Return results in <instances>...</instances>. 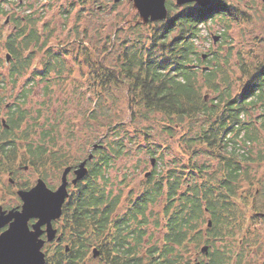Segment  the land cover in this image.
Here are the masks:
<instances>
[{"label":"trees","instance_id":"16d2710c","mask_svg":"<svg viewBox=\"0 0 264 264\" xmlns=\"http://www.w3.org/2000/svg\"><path fill=\"white\" fill-rule=\"evenodd\" d=\"M85 1L71 0L70 9L64 8L67 20L76 13L71 48L49 44L32 12L13 15L11 32L0 30L5 51L0 59V83L11 84L16 106L11 110L9 130H3L1 137L10 132V151L22 148L21 159L44 168L42 178L45 169L53 172L68 164L69 155L57 148L59 124L55 117L53 122L50 118L51 111L62 106L52 110L55 92L64 87L69 92L64 94L68 98L63 104L71 97L86 126L98 125L111 135L105 144L99 142L100 146L91 149L87 175L72 186L64 206V211L72 210L67 214L73 218L68 223L72 231L83 235V240L85 235L91 237L89 243L105 249L99 254V264H193L192 252L203 243L210 248L200 264H231V249L216 243L232 236L235 225L242 223L235 198L244 196L241 188L250 180L251 164L264 159L262 152L254 150L255 144L264 141V56L245 60L242 51L233 50L234 38L229 33L232 21L243 22L251 15L239 6V0H211L206 6L190 2L178 10L167 0L165 19L147 23L127 20L118 29L128 34L113 40L110 35L102 38L97 28L96 37L87 27L82 29ZM6 15L0 6V19L4 16L5 20ZM211 22H221L222 41L213 40L212 48L203 54L198 50L204 38L201 25L210 28ZM210 36L213 39L215 34ZM223 46L227 47L224 54ZM7 53L10 59L6 62ZM111 55L115 61L107 62ZM232 56L238 72L234 77L230 76ZM203 62L206 66L200 67ZM24 73H29L26 78ZM38 82L43 83L40 109L26 107ZM119 86L125 88V96L111 91ZM119 101L131 115L126 123L113 117ZM140 118L157 121L166 135L175 137L174 152L179 155L173 157V164L159 171L153 168L147 185L135 197L133 191L129 193L123 210L117 211L123 203V190L109 186L106 171L118 156L131 152L128 143L133 142L126 124ZM25 121V128L16 134ZM73 128L74 124L68 127L71 135ZM122 129L125 132L121 133ZM145 129V124L134 128L145 140L147 153L163 161L169 140L164 138L151 148ZM200 154L217 160V165L209 168L207 162H200ZM153 203L161 205L153 215L160 238L148 244L145 227ZM106 240L111 249L104 247ZM238 257L243 259L240 254ZM71 259L65 264H78ZM44 264L61 263L47 256Z\"/></svg>","mask_w":264,"mask_h":264},{"label":"rangeland","instance_id":"374dc122","mask_svg":"<svg viewBox=\"0 0 264 264\" xmlns=\"http://www.w3.org/2000/svg\"><path fill=\"white\" fill-rule=\"evenodd\" d=\"M70 1L71 0H0V6L6 10L7 14L5 20L4 16H2L0 19V30L4 34L11 32L14 27V22L10 20V18H12L13 15L25 16L28 12H32L38 17L37 27L40 29L42 36L46 35V37L49 38V44L55 46L56 44L61 43L68 45L71 48L75 42V33L73 28L77 20L75 11L71 13L67 20L64 8L67 7L70 9ZM239 2V6L245 9L251 16H249L246 21L243 22L239 21L236 23L232 21L231 30L229 33L234 38L233 50L242 51L245 56V60H255L256 56H264V5H262L264 2L261 0H239ZM84 4L86 6V10L83 11V16L81 19L82 29L87 27L90 35H94L95 37L97 36L95 35V29L97 28L102 38L110 35L113 40L118 38L120 40L121 38H124V34H128L127 30L119 31L118 29L124 25L125 21H141L139 19L137 10L133 7L132 1L130 0H119L117 2L114 0H86ZM172 5L178 7L176 10L181 7L176 5L174 0H172ZM135 13H137V16L133 17ZM44 23H46V26ZM201 26V32L204 38H202L198 43V50L200 53L204 54L208 53L212 48L213 39L211 38L210 33H214L215 36H218V39L215 41V43L222 41V25L221 22H211L210 28L204 27L203 25ZM117 33L119 34L116 36ZM0 47L1 59L4 57L5 51L2 49L1 43ZM226 49V46L222 47L223 54L225 53ZM106 61L114 62V55L107 56ZM231 62L233 69L230 72V76L234 77L236 74H238V72L235 70V67L233 66L234 56L231 57ZM205 66V62L200 64V67ZM28 74L29 73H24L22 77L26 78ZM42 85L43 83L40 82L36 84L34 91L27 100L26 107L40 109V101L43 98ZM10 87L11 86L9 84L7 86L5 85V87H2L1 93L4 95L6 92H9L10 94ZM111 91L119 96H125L126 90L125 88L119 86L112 88ZM68 92L69 91H67L64 87L55 92V95H57V100L55 105H53L52 110L57 108L59 104H62V106L57 110L51 111L50 118L53 122L55 117L59 124V135L56 137L58 152L60 153L65 151L66 154L69 155L68 163L77 164L88 155V153L91 151L92 144L99 142L105 144L106 140L111 138V135L110 133H107L105 128L98 127V125L92 128L86 126L83 122L82 116L77 111L78 108L75 106V102H72L71 97L69 98L67 104H63L68 98L64 97V94H68ZM208 93H212V91H209ZM11 96L12 98L7 94L5 101L15 102L13 92L11 93ZM119 107L120 109L118 110ZM37 116H39L41 120L44 119L43 115L40 117V113ZM113 117L117 121L125 119V123L128 121L129 117L131 118V115L129 114L128 109L126 108V105L123 101H119V105L117 106V114H114ZM72 124H74L72 133L73 135H71V131L68 130V127H71ZM143 124L146 126L145 131L150 135L149 138L151 148H153L154 143L162 142L164 138L170 141H167V144L170 145V148H167L163 151L165 155L163 161L160 159L156 160L147 153V144H145V140L141 136V133H137L134 130L135 126H137V129H139ZM25 126L26 121L20 126L19 129L15 130V133L19 134L23 128H25ZM126 129H128L129 135L132 137L131 142H133V144L128 143V146H132L131 152H126L118 156L113 162H111L106 171V176L109 178V186L113 185L116 189L121 188L123 190V203L120 205L117 211L123 210L125 206V198L127 195H129V193L133 191L132 195L135 197L138 195L139 190L147 185V172L150 173L153 168H155L156 171H159L163 167L165 168L167 165L169 166L173 164V157L179 155V153L174 152L176 148L175 137L166 135L158 125V122L155 120H143L140 118L131 124L130 122L126 124ZM35 131L37 134L40 133V126H38ZM120 132H125V129H122ZM261 136L264 138V131H261ZM31 138L32 137H29L28 140ZM19 141L20 140L17 142ZM138 143L143 144V146L139 147ZM254 150L256 152L260 151L264 155V141L260 145L255 144ZM18 153H24L23 149L20 148ZM153 156L158 155L154 154ZM151 158H154L153 165L151 164ZM184 159L187 161V155H184ZM199 159L200 162H207L206 166L211 169L217 165V160L208 158V156L204 154H200ZM24 162L26 163L27 161ZM62 167L63 166L58 169H54L53 172L50 170L51 168L45 169L47 170V173H44L45 179L51 185L57 186L60 184V172L63 170ZM40 168H42L43 172L44 168L40 167L39 165L35 167V170L40 172ZM35 170L33 168H28L26 171L21 173L22 178H26L29 180L30 184H34L39 175V172H35ZM251 171L252 174H254V178H258V180L254 181L256 186L260 184V178H262V176V181H264V159L262 161H258V163H252ZM7 184V176L0 175V197L2 195V190ZM249 184L250 182L244 183L242 185L241 189L244 190L243 198H235L236 206L239 209V214H242L243 216L242 223L235 225L232 236L222 241V243L219 240L216 243L217 246H224L228 250L231 249V255H233L231 264H236V262L239 260V254L243 257V254L245 253L247 254L249 252L250 254V252L252 253L255 251L254 247H256L258 243L255 245L252 244L256 241L252 238H257L259 240V244L262 246L263 254L261 262L262 264L264 263V218L255 216L256 211H264V192H249ZM160 208L161 205L158 203H153L149 206V210L147 212L149 222L145 227L148 236L146 238V243L148 244L149 240L151 242H156L155 240L160 238L159 229L153 224V215L159 211ZM203 228L205 230V224ZM247 239L250 240L249 243H247ZM195 251L199 250H193L191 256L194 260L199 258V254ZM201 257L199 259L204 260V256L201 255ZM255 261L256 259L254 262ZM93 264H97V262L94 261Z\"/></svg>","mask_w":264,"mask_h":264},{"label":"flooded vegetation","instance_id":"af4514ba","mask_svg":"<svg viewBox=\"0 0 264 264\" xmlns=\"http://www.w3.org/2000/svg\"><path fill=\"white\" fill-rule=\"evenodd\" d=\"M0 78H1V75H0ZM8 84L11 85L8 81L5 83H0V175H6L7 182H8V184L2 190V195L0 197V235L6 232L7 230H9L13 223L15 225L16 215L22 210L23 201L19 195V191L28 190L35 184V183L30 184L28 179L26 178L23 179L21 176V173L26 171L28 168H33L35 170V165H33L29 160H26L28 163L27 162L25 163L24 160L21 159L22 154H19L18 152L12 153L10 151L11 145L9 141L12 140V136L10 132L7 134L6 137L4 138L1 137V132L3 130H9L10 125L8 121L11 115V110H13L16 107L15 105H13L14 101H10V102L5 101L7 94L12 98L11 92L10 94L9 92H6L4 95L1 93L2 87L4 85L7 86ZM151 164L153 165V163ZM67 165L74 166L76 165V163L74 164L68 163L64 165L62 168H64ZM36 171L38 170H35V172ZM40 172H42V168H40ZM40 172H39L37 179L40 178ZM61 173L62 171L60 172V174ZM73 177H74V174L71 170L68 173L69 181ZM262 178H260L261 179L260 184L256 186L254 184V181L258 180V178H254L253 174L251 175L250 180H249L250 182L249 192L251 191H254L255 193H259L260 191L264 192V181H262ZM42 179L45 180L47 186L50 187L51 189H55L58 186V185L57 186L51 185L45 178H42ZM75 185H73L72 183H69L68 185L69 195H70L72 186H75ZM67 200H68V197L65 199L63 203L62 213L60 217L52 221V225L56 229V234H55L54 239H52L51 241L46 240L42 247V251L45 253V258L47 256H53L56 261H58L61 264H65L69 259L77 256L71 260L76 261L78 264H93L94 261H96L97 264H99L101 262L99 258V254L101 253L104 254L105 249L102 250L101 248L92 245V243H89L87 240H89V238L91 237L85 235V239L83 240L82 238L83 235L76 234L75 232L72 231L71 226L68 223H70L73 220V218L70 216L67 217V214L68 213L71 214L72 210L64 211V206ZM10 212L14 213V215H11ZM255 216L259 218H264V211L263 212L256 211ZM110 220H112V217L110 218ZM36 221H38V218H35V217L27 219V228L33 229L32 225ZM44 228H45V225H42L41 229H44ZM38 231H39V239L40 237L42 239H46L45 232H42L40 235V224L38 226ZM252 239L256 240L252 244L255 245L258 243V245L254 247L255 251L252 253L250 252V254L249 252L247 254L246 253L243 254V259L241 261L239 260V264H242V263L262 264L261 262L262 254H263L262 246L259 244V240L257 238H252ZM247 241H248L247 243H249L250 240L247 239ZM105 243H104L105 244L104 247L111 249V247L109 246L110 244L109 240H106ZM239 243L241 244L240 241ZM203 245H208V249L210 248V245L208 243H203L200 247H202ZM200 247H199V251L197 252L199 254V258L201 257V255H203L205 259V256L208 254L209 250L207 249V252L204 253L201 251ZM93 248H96L98 251V254L95 257L93 256ZM199 258H196L194 262L201 263V259ZM255 259H256L255 261L256 263L254 262ZM236 264H238V261L236 262Z\"/></svg>","mask_w":264,"mask_h":264},{"label":"water","instance_id":"95a60500","mask_svg":"<svg viewBox=\"0 0 264 264\" xmlns=\"http://www.w3.org/2000/svg\"><path fill=\"white\" fill-rule=\"evenodd\" d=\"M115 2L119 0H114ZM133 7L137 10L139 19L143 23L149 21L163 20L168 15L167 0H130ZM264 2V0H261ZM175 4L181 6L185 3L195 2L200 6H206L211 0H174ZM7 21V20H6ZM218 36H214V42ZM10 54L5 56L8 61ZM100 143H94L92 149L100 146ZM90 151L88 155L76 165H67L63 168L60 184L51 189L47 186L44 179L38 178L35 184L28 190H20L19 195L23 201L22 210L16 215V223L11 225L10 229L0 235V264H44L45 253L42 247L45 241L54 239L56 229L52 221L59 218L62 213V206L65 199L69 196L68 185H75L79 180L84 178L88 172L87 161L92 158ZM154 158H151V163ZM72 170L74 177L69 181L68 173ZM149 172L146 173L148 175ZM14 215V213H11ZM38 218L32 227L27 228V219ZM40 224V235L46 233V239H39L38 226ZM208 226L211 220L208 219ZM45 225L44 229L41 226ZM22 227V229H21ZM208 245H203L201 251L206 253ZM98 254L96 248H93V256ZM194 264H200L195 262Z\"/></svg>","mask_w":264,"mask_h":264}]
</instances>
